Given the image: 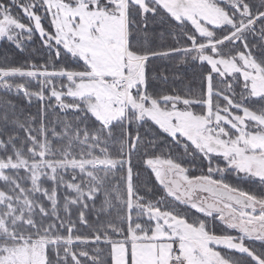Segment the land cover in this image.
<instances>
[{
	"label": "snow or ice",
	"instance_id": "6c2138e0",
	"mask_svg": "<svg viewBox=\"0 0 264 264\" xmlns=\"http://www.w3.org/2000/svg\"><path fill=\"white\" fill-rule=\"evenodd\" d=\"M3 40L0 264H264V0H0Z\"/></svg>",
	"mask_w": 264,
	"mask_h": 264
},
{
	"label": "trees",
	"instance_id": "16d2710c",
	"mask_svg": "<svg viewBox=\"0 0 264 264\" xmlns=\"http://www.w3.org/2000/svg\"><path fill=\"white\" fill-rule=\"evenodd\" d=\"M39 48V44H32L28 46V49L20 53L14 45L7 42L6 40H3L0 42V63L2 64H15L20 65L25 62V58L29 56L30 52L34 51L35 49ZM46 53L39 52L35 54V59L39 60L41 63L43 62L42 57H44ZM160 63V62H157ZM192 79V71L189 69L188 73L186 74L184 78V84H188L189 81ZM174 88H181L183 85H181L179 82L170 85ZM3 101H11L14 103L19 110V112H22L25 116L28 113L35 114L37 112L38 105L34 101L31 105H28L25 101V99L22 96H17L15 91L13 90L11 93L7 92L3 89L2 86H0V106H2ZM143 181H148V175L145 174L143 176ZM242 186L245 187H251L252 190H257L255 185L251 184H243Z\"/></svg>",
	"mask_w": 264,
	"mask_h": 264
},
{
	"label": "rangeland",
	"instance_id": "374dc122",
	"mask_svg": "<svg viewBox=\"0 0 264 264\" xmlns=\"http://www.w3.org/2000/svg\"><path fill=\"white\" fill-rule=\"evenodd\" d=\"M1 42V41H0ZM217 230H219V229H217Z\"/></svg>",
	"mask_w": 264,
	"mask_h": 264
}]
</instances>
